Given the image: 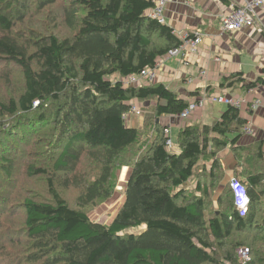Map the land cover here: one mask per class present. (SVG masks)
Returning <instances> with one entry per match:
<instances>
[{
	"label": "trees",
	"instance_id": "16d2710c",
	"mask_svg": "<svg viewBox=\"0 0 264 264\" xmlns=\"http://www.w3.org/2000/svg\"><path fill=\"white\" fill-rule=\"evenodd\" d=\"M59 2L0 0V75L9 80L13 66L23 79L22 91L0 102V211L9 204L24 211L33 252L21 264H264V141L238 144L247 134L241 109L226 105L220 119L180 128L176 153L160 119L179 115L191 100L162 82L125 84L182 43L174 27L149 16L153 0H65L63 34H41L28 23L33 10ZM242 79L234 73L221 87ZM258 84L264 77L246 88ZM132 103L151 108L140 128L124 118ZM43 133L56 140L55 154L27 170L46 180L48 196L13 204L7 186L18 167L15 151L25 149L16 139L30 144ZM227 147L237 163L231 178L251 200L244 216L231 178L214 199ZM86 166L95 167L91 178ZM125 166L122 206L110 224L96 221L88 208L113 195ZM70 187L79 190L75 202L66 196ZM239 247L250 248L248 262L239 260Z\"/></svg>",
	"mask_w": 264,
	"mask_h": 264
},
{
	"label": "crops",
	"instance_id": "0c3cea01",
	"mask_svg": "<svg viewBox=\"0 0 264 264\" xmlns=\"http://www.w3.org/2000/svg\"><path fill=\"white\" fill-rule=\"evenodd\" d=\"M244 2L245 0H191L189 3L184 0H175L171 2L166 10L168 25L178 32H188L191 35L199 31L203 35V41L195 52H188L185 63L176 57L164 60L155 82L166 84L191 101L207 91L243 97L245 103L241 108V114L251 124L253 134L243 135L238 144L250 146L264 141V84L246 88L247 84L264 77V12L257 10L255 24L240 31L228 32L221 27V17L233 6H241ZM203 69L207 70L208 74L200 77ZM234 73H241L242 81L237 80L232 86L221 87L223 79ZM256 98L261 99L262 104L257 110H252L250 106ZM211 105L221 106L222 110L227 108L224 104ZM204 109L197 110L193 117L187 120L167 115L161 117L160 121L168 126H176L179 131L180 128L189 124L212 123L213 121L209 122V118L214 116L216 109L208 107L206 111ZM127 120L130 122L128 125L140 128L144 118L131 114ZM173 150L179 153V145L174 144ZM220 156L225 169V178L215 194L216 197L214 196L215 203H217L216 199L221 186L232 177L237 164L230 147L221 151ZM210 165L209 162L208 166ZM193 185L196 183L194 182Z\"/></svg>",
	"mask_w": 264,
	"mask_h": 264
},
{
	"label": "rangeland",
	"instance_id": "374dc122",
	"mask_svg": "<svg viewBox=\"0 0 264 264\" xmlns=\"http://www.w3.org/2000/svg\"><path fill=\"white\" fill-rule=\"evenodd\" d=\"M64 3L65 0H61L56 7H52L51 10L41 13L33 10V15L28 18V23H30L33 28H38V32L41 34H63L64 29L66 28L61 15L63 13L62 5ZM19 30L22 34L25 33L26 25H22ZM10 69L12 70L9 80H6L4 75H0V102H6L12 97L17 96L22 91L23 79L19 69H16V67L13 66H10ZM207 107L216 109L214 116L209 118V122L220 119L221 114L224 111L221 106L207 104L204 107L205 111ZM150 110L151 108H149V105L144 103L142 106L143 115L146 111ZM13 121V123H15L16 119ZM127 124H130L128 120ZM7 126V129H9V124H7ZM170 129L172 141L175 146H177L179 145V129L176 126H170ZM21 132H24V130L18 131L19 134ZM32 138L33 142H30V144H21L20 141L16 139L18 147L23 145L25 149L21 153H19L18 150L15 151V154L19 159L17 161L18 167H16L14 171L15 179L11 180L13 183L7 186L8 190H10L12 194L11 199L13 204H20V201L26 197L35 196L38 199H45L48 196V186L46 185V180L44 178H40L39 176L29 174L27 168L30 164H34L39 167L40 165H45V162L51 159L50 154H55L56 140L54 141V139L47 137V134L44 133L42 135H35ZM85 162H87V160H85ZM85 172L90 175L87 176V178H91L95 172V167L86 166ZM129 172L130 168L127 166L120 168L117 172L118 181L113 195L110 198L101 200L99 203L88 208V213L93 219L106 224H110L112 222L124 202L126 181ZM65 192L69 201L75 202V199H77V195L79 194V190L74 187H70ZM1 193H6V190L3 189ZM24 222V211L14 207L12 204H9L6 212L3 213L0 211V264H21L22 257L20 256L25 252V256H27L30 251L33 252L32 248H28L29 246L26 245L25 242L26 235L24 236L23 234ZM250 259L251 255L246 262ZM26 262L27 261H23L22 264H27Z\"/></svg>",
	"mask_w": 264,
	"mask_h": 264
},
{
	"label": "built area",
	"instance_id": "2783aa9c",
	"mask_svg": "<svg viewBox=\"0 0 264 264\" xmlns=\"http://www.w3.org/2000/svg\"><path fill=\"white\" fill-rule=\"evenodd\" d=\"M174 1L175 0H153L154 6L149 11V16L153 19L158 20L160 23L166 24L167 6ZM184 1L189 3L191 0ZM257 10H261L262 12H264V0H245L243 5L233 6L228 13L224 14L221 17L222 29L224 31L234 33L236 31L242 30L245 27L253 26L258 16ZM175 32L178 36H180L182 43L179 46L171 49L169 53H167L163 57H160L156 61L154 67L145 68L141 73L131 75L125 80V84L141 86L154 83L156 81V78L158 77L160 65L164 60L176 57L181 62L185 63L187 61L188 52H195L203 41V35L199 31L195 32L194 35H191L188 32H178L176 29ZM207 74L208 71L203 69L201 70L199 76L203 77ZM244 103L245 99L243 97H235L229 94L211 93L207 91L201 93L194 100L190 101L189 105L179 115H177V117L182 120L190 119L193 117L197 110L204 108L207 104H224L241 109ZM261 104L262 100L256 98L252 101L250 109L257 110L261 106ZM131 114L143 116L142 107L137 103H132L130 110L124 113V118L127 120ZM244 131L248 134H253V129L250 123L247 122L244 127ZM166 135L168 136L166 143L169 147H172L174 143L172 141L170 127L166 129ZM230 184L236 208L240 212V215L244 216L248 212L251 202L247 188L235 177L231 178ZM241 191L243 193L242 197L238 195V193H240ZM237 253L239 260L242 262H246L250 258L249 247H239Z\"/></svg>",
	"mask_w": 264,
	"mask_h": 264
},
{
	"label": "clouds",
	"instance_id": "9594fccd",
	"mask_svg": "<svg viewBox=\"0 0 264 264\" xmlns=\"http://www.w3.org/2000/svg\"><path fill=\"white\" fill-rule=\"evenodd\" d=\"M238 195H240L241 197L243 196V193H242V191L240 192V193H238Z\"/></svg>",
	"mask_w": 264,
	"mask_h": 264
}]
</instances>
